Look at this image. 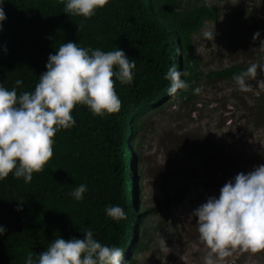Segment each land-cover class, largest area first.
<instances>
[{"label": "trees", "instance_id": "trees-1", "mask_svg": "<svg viewBox=\"0 0 264 264\" xmlns=\"http://www.w3.org/2000/svg\"><path fill=\"white\" fill-rule=\"evenodd\" d=\"M215 1L109 0L85 19L65 15L63 0H0L7 17L0 31V84L9 90L20 80L18 94L34 91L49 55L69 41L103 51L120 48L136 62L133 82L115 83L118 112L99 117L86 106H76L74 127L56 134L53 157L30 183L11 175L0 181V226L6 229L0 236V264H25L29 253L35 259L55 238L83 239L88 229L101 244L123 249L128 264H137L146 218L172 204L167 200L147 211L139 206L136 141L142 118L170 99L192 102L193 89L204 79L233 81L250 64L238 61L208 74L202 70L194 37L206 23L219 20V4L228 0ZM172 66L188 73L182 79L190 87L178 92L179 98L167 95L164 76ZM80 184L88 190L76 201L69 194ZM18 201L23 202L20 211ZM115 205L124 209L126 218L106 216L105 209Z\"/></svg>", "mask_w": 264, "mask_h": 264}, {"label": "clouds", "instance_id": "clouds-1", "mask_svg": "<svg viewBox=\"0 0 264 264\" xmlns=\"http://www.w3.org/2000/svg\"><path fill=\"white\" fill-rule=\"evenodd\" d=\"M65 15L90 19L103 9L109 0H63ZM0 4V31L7 17ZM206 41H213L215 31L204 34ZM264 49V39L259 31L253 34ZM5 54L7 52L4 48ZM44 71L38 78L34 91L18 94L22 81L17 80L9 90L0 84V181L10 175L30 183L34 173H39L53 157L54 138L61 130L74 127L72 115L78 105L86 106L94 116L103 117L116 113L121 100L115 83L129 85L134 79L136 62L124 50L115 48L103 51L84 48L77 43H62L50 54ZM264 74V58L250 63L232 79L241 92L251 90L249 80ZM187 72L175 66L168 69L164 79L169 82L167 95L179 98L178 92L190 87ZM257 86L264 88V80ZM199 88L193 89L198 95ZM87 186L80 184L69 194L81 201ZM17 210L22 208L18 201ZM113 220L126 218L119 205L105 209ZM195 218L199 240L207 250L202 264H222L233 251L255 255L264 253V164L247 173H238L191 213ZM6 229L0 226V236ZM83 239L55 238L46 250L34 259L29 253L25 264H128L120 247L103 245L94 238L92 230L84 231ZM161 252H168L165 239L160 240Z\"/></svg>", "mask_w": 264, "mask_h": 264}, {"label": "rangeland", "instance_id": "rangeland-1", "mask_svg": "<svg viewBox=\"0 0 264 264\" xmlns=\"http://www.w3.org/2000/svg\"><path fill=\"white\" fill-rule=\"evenodd\" d=\"M214 5L215 0H203ZM221 16L194 37V53L205 74L236 62H257L264 55V0H228L219 4ZM215 31L213 41L204 33ZM258 75L241 92L234 81L204 79L189 103L170 99L161 110L142 118L137 138L141 175L139 206L147 211L167 200L172 204L146 218L144 248L137 264H202L206 253L191 213L238 173L264 164V88ZM264 112V111H263ZM165 239L168 252H161ZM222 264H264V253L239 249Z\"/></svg>", "mask_w": 264, "mask_h": 264}]
</instances>
